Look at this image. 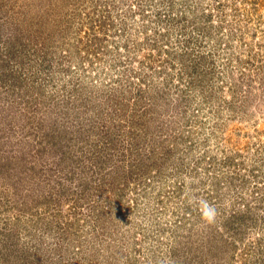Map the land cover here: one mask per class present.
Instances as JSON below:
<instances>
[{
	"label": "rangeland",
	"instance_id": "rangeland-1",
	"mask_svg": "<svg viewBox=\"0 0 264 264\" xmlns=\"http://www.w3.org/2000/svg\"><path fill=\"white\" fill-rule=\"evenodd\" d=\"M0 264H264V0H0Z\"/></svg>",
	"mask_w": 264,
	"mask_h": 264
},
{
	"label": "clouds",
	"instance_id": "clouds-1",
	"mask_svg": "<svg viewBox=\"0 0 264 264\" xmlns=\"http://www.w3.org/2000/svg\"><path fill=\"white\" fill-rule=\"evenodd\" d=\"M199 209L201 219L208 225L215 223L217 217L216 207L209 203L206 199L199 198L192 201Z\"/></svg>",
	"mask_w": 264,
	"mask_h": 264
}]
</instances>
